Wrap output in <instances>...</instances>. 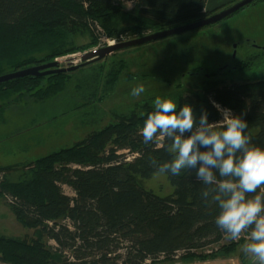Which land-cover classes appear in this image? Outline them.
I'll list each match as a JSON object with an SVG mask.
<instances>
[{
    "label": "trees",
    "instance_id": "16d2710c",
    "mask_svg": "<svg viewBox=\"0 0 264 264\" xmlns=\"http://www.w3.org/2000/svg\"><path fill=\"white\" fill-rule=\"evenodd\" d=\"M206 1L0 0V74L77 53L87 48L76 43L79 36H88L94 44L99 35L156 32L200 20L228 5L205 10ZM127 3L133 7L127 9ZM222 70L206 73L172 99L178 108L191 104L197 118L206 111L208 120L218 124L223 116L214 103L230 109L248 123L252 144L264 148V77L233 82L215 77L223 75ZM112 73L77 81L73 94L83 105L99 101L97 94L117 81ZM69 76L67 72L28 75L0 83V100L28 95L42 102L68 91ZM140 106L127 114L113 113L112 122L69 147L30 162L0 165V196L17 221L33 229L31 237L0 235V262L204 261L230 257L246 243L247 234L230 241L217 228L218 208L204 202L201 193L206 186L194 175L166 174L173 186L167 195L144 187L143 180L157 173L150 161L162 163L171 156L158 143L144 144L140 130L154 104L145 101ZM18 169L17 177L11 178L10 173ZM63 185L74 195L65 193ZM239 257L242 263L247 259L242 250Z\"/></svg>",
    "mask_w": 264,
    "mask_h": 264
},
{
    "label": "rangeland",
    "instance_id": "374dc122",
    "mask_svg": "<svg viewBox=\"0 0 264 264\" xmlns=\"http://www.w3.org/2000/svg\"><path fill=\"white\" fill-rule=\"evenodd\" d=\"M126 5L127 9L133 7L132 3ZM149 33L152 31L145 30L140 35L127 32L115 38L124 41ZM110 38L99 35L91 44L88 36H79L76 43L87 45V48L53 59L59 62V67L82 64L80 55L83 52L100 44L107 46L106 39ZM246 62L249 63L246 68L238 69ZM219 68L225 71L215 77H226L233 82L264 77V0L249 4L213 24L115 50L98 61L80 65L67 72L70 75L68 91L42 102L28 95H13L9 100H0V165L30 162L69 147L112 122L113 113L127 114L145 101L154 104L157 96L173 98L182 89L190 90L206 73H217ZM109 72H114L117 81L97 94L99 101L95 99L93 103L83 105L76 92L73 94L77 81H87L96 75L100 79ZM140 84L144 85L145 92L133 96L132 89ZM19 172V169L11 172L10 177L16 178ZM143 185L158 195L173 191L166 174L158 172L144 179ZM62 188L68 195H74L69 186L63 185ZM0 235L33 236V229L25 228L17 221L7 200L1 196ZM241 250L242 246H239L232 257L225 260L189 263L177 260L163 264H240ZM241 264H253V260L247 256Z\"/></svg>",
    "mask_w": 264,
    "mask_h": 264
},
{
    "label": "clouds",
    "instance_id": "9594fccd",
    "mask_svg": "<svg viewBox=\"0 0 264 264\" xmlns=\"http://www.w3.org/2000/svg\"><path fill=\"white\" fill-rule=\"evenodd\" d=\"M144 92L143 84L132 89L133 96ZM214 106L222 123L210 122L206 111L197 118L189 103L178 108L177 100L157 96L140 130L143 142L158 143L171 156L150 161L158 173H187L206 186L201 196L217 206V228L230 241L247 234L243 253L253 264H264V148L252 144L241 116Z\"/></svg>",
    "mask_w": 264,
    "mask_h": 264
},
{
    "label": "water",
    "instance_id": "95a60500",
    "mask_svg": "<svg viewBox=\"0 0 264 264\" xmlns=\"http://www.w3.org/2000/svg\"><path fill=\"white\" fill-rule=\"evenodd\" d=\"M256 0H236L235 2H232L231 4L218 9L217 11L213 12L212 14L208 15L205 18H202L197 21H193L186 24L177 25L174 27L166 28L160 31L152 32L149 34H145L136 38L124 40L117 42L112 45H107L104 47H101L97 50H91L83 52L80 55V58L83 59V63L79 65L74 66H67V67H59V62L57 60H49L47 62L39 63L24 69L7 72L5 74H0V83L24 77V76H44L48 74L53 73H63V72H69L74 70L75 68L79 67L80 65L87 64L90 62H95L103 58L104 56L108 55L109 53L123 49V48H129L138 46L147 42L155 41L164 37L184 33L190 30H194L197 28H201L210 24H213L215 22L220 21L221 19L226 18L227 16L232 15L233 13L237 12L241 8L251 4Z\"/></svg>",
    "mask_w": 264,
    "mask_h": 264
},
{
    "label": "crops",
    "instance_id": "0c3cea01",
    "mask_svg": "<svg viewBox=\"0 0 264 264\" xmlns=\"http://www.w3.org/2000/svg\"><path fill=\"white\" fill-rule=\"evenodd\" d=\"M234 0H207L206 1V4H205V10H210L211 8H214L215 6H219L221 4H229L230 2H233ZM232 256L230 257H227V258H215V259H207V260H204V261H199V260H193V261H186L187 263L189 262H207V261H215V260H225V259H229L231 258ZM186 262H183V263H186ZM242 263V262H241ZM240 263V264H241ZM163 264V263H162Z\"/></svg>",
    "mask_w": 264,
    "mask_h": 264
},
{
    "label": "built area",
    "instance_id": "2783aa9c",
    "mask_svg": "<svg viewBox=\"0 0 264 264\" xmlns=\"http://www.w3.org/2000/svg\"><path fill=\"white\" fill-rule=\"evenodd\" d=\"M117 39H120V38H115V37H112L110 39H106L107 40V44L106 45H112V44H115L117 42H120L119 40ZM105 46V45H104ZM102 44H100L99 46H97L96 48L92 49V50H96V49H99L101 47H104ZM53 60H56V59H53ZM0 176H1V173H0Z\"/></svg>",
    "mask_w": 264,
    "mask_h": 264
}]
</instances>
